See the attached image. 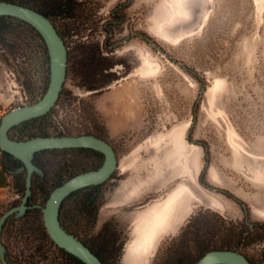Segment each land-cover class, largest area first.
Wrapping results in <instances>:
<instances>
[{
    "label": "rangeland",
    "instance_id": "374dc122",
    "mask_svg": "<svg viewBox=\"0 0 264 264\" xmlns=\"http://www.w3.org/2000/svg\"><path fill=\"white\" fill-rule=\"evenodd\" d=\"M70 1L76 9L70 20L51 19L68 47L62 95L24 137L45 129L106 140L94 103L121 85L134 93L141 120L139 129L110 140L119 167L100 190L95 226L83 224L80 237L106 264H196L203 247L228 248L264 264V0H186L187 11L171 19L166 10L174 0ZM7 22L8 47L0 44V110L6 113L22 106L18 95L28 96L27 105L39 101L50 81L45 43L28 27ZM145 67L151 73L144 75ZM102 159L43 154L42 192ZM25 179L26 173L18 182L22 197ZM173 193L180 196L152 248L135 251L134 216ZM34 194L45 205L38 188ZM197 229L205 238L201 248L193 241ZM28 239L38 240L34 233Z\"/></svg>",
    "mask_w": 264,
    "mask_h": 264
},
{
    "label": "water",
    "instance_id": "95a60500",
    "mask_svg": "<svg viewBox=\"0 0 264 264\" xmlns=\"http://www.w3.org/2000/svg\"><path fill=\"white\" fill-rule=\"evenodd\" d=\"M21 20L33 27L43 38L50 60V81L44 96L36 103L17 107L6 113L0 123V150L22 163L17 173L26 172L25 194L19 206L5 212L0 218V261L9 264L6 247L2 243L3 227L7 219L15 215L23 217L32 208L28 203L33 194V178L37 174L45 177L43 169L35 163V155L46 150L90 149L104 156L102 166L94 171L74 176L57 187L49 196L45 206H35L43 212L46 230L52 241L84 264H103L102 261L75 236L69 234L60 221L63 202L74 192L100 186L108 182L119 167L117 154L106 140L94 135L49 136L25 141L10 137V131L31 120L46 116L57 105L68 73V48L53 22L40 12L16 3L0 2V17ZM154 47L156 44L147 39ZM196 264H253L244 254L233 250H214L206 253Z\"/></svg>",
    "mask_w": 264,
    "mask_h": 264
},
{
    "label": "trees",
    "instance_id": "16d2710c",
    "mask_svg": "<svg viewBox=\"0 0 264 264\" xmlns=\"http://www.w3.org/2000/svg\"><path fill=\"white\" fill-rule=\"evenodd\" d=\"M2 1L16 3L19 5L25 6V7L32 8V9L40 12L41 14L45 15L50 20L52 19V17H56L58 19L63 15L66 16V18L68 20H70L72 18V16H74V14L76 13V9L74 8V5L72 4V2L70 0H61V1H57V2L55 0H0V2H2ZM7 21L17 22L19 24H22V25L28 27L30 30H32L34 33H36L37 36L44 42V40L40 36V34L33 27H31L29 24H27L21 20L15 19V18L3 16V17H0V44L2 43V44H4V46L8 47V45L6 43V38H7L8 34H11L12 24L10 22H7ZM53 24H54V22H53ZM55 27H56L58 33L63 38V34L61 33L60 29L56 25H55ZM66 29H68V25L66 26ZM48 61H49V71H50L49 56H48ZM68 65H69V54H68ZM49 80H50V78H49ZM47 88L48 87H46V89H45V93L47 91ZM61 95H62V93H61ZM48 114L46 116L41 117V118L31 120L29 122H26V123L20 125V126L14 127L13 129H11L10 135L14 131L18 130L19 134L23 138L22 137L17 138V141H25V140L38 138V137L52 136L47 130L40 129L37 132H34L31 130L32 134L28 138L24 137L25 134L27 133V129L30 130L28 128V126H30L33 123H36L38 121H42V120L47 119ZM57 136H65V134L58 133ZM12 139H14V137ZM101 139H103V138H101ZM14 140H16V139H14ZM59 151H63V152H73V151L85 152V151H93V150H90V149L46 150V151L37 153L35 155L34 163L39 168L45 169L43 162L40 160V157L45 153H54V152H59ZM2 153H3L2 164H3V168L5 169V171L14 175L18 179H21L23 177V174L26 173V172L17 173L19 171V169L22 167V163L19 160H16L10 154L4 153V152H2ZM95 153H96L97 158H103L102 154H100L98 152H95ZM100 165H102V164H100ZM98 166H99V164H98ZM93 169L96 170L98 168H93ZM82 172H85V170H83ZM25 183H26V179H25V181L22 182L23 195L25 194ZM33 183H34V180H33ZM103 185L104 184H102L100 186H92V187H88V188L78 190V191L72 193L62 204L61 212H60V221H61L62 225L64 226L63 219L66 220L70 224V226L73 228L72 229L74 232L73 234L76 235L77 237L78 236L80 237L79 233L81 232V230H83V224H86V227L95 226V223L97 220L98 209L100 206V200H101L100 190H101ZM76 195H82V196H84V198H74V196H76ZM49 196H50V194L46 195L45 204H46ZM43 206H45V205H43ZM41 216H42L41 212H38V213L32 212L30 215V217L34 221V225H36V227L39 226L43 229V218H41ZM197 219H198V217H194L193 219L190 220V222L186 226V229L183 232L185 235L190 233V231L194 228V225H195ZM194 236H195V239L193 241L196 242V248H201L200 246L203 243H200V242H202V240H205V238L203 236H201V231L199 229H197L194 233ZM80 241H82V240H80ZM84 244L102 261L103 264H105V262L101 259L100 255H99V254H101L100 251L96 250V248H94V247H92V248L89 247L88 243H84ZM108 248L105 251L107 254L111 253L110 251H108L109 250ZM203 248H204L203 249L204 255L206 253H208L210 251H214V250H231L228 248H221V249H209L207 247H203ZM65 254L70 256L72 259H76L73 255H70L68 253H65ZM78 261H79L78 264H84L82 261H80V260H78Z\"/></svg>",
    "mask_w": 264,
    "mask_h": 264
},
{
    "label": "flooded vegetation",
    "instance_id": "af4514ba",
    "mask_svg": "<svg viewBox=\"0 0 264 264\" xmlns=\"http://www.w3.org/2000/svg\"><path fill=\"white\" fill-rule=\"evenodd\" d=\"M116 15H117V11H114L112 13L113 18H116ZM60 18L62 19L63 22L68 21V19L64 15L61 16ZM105 47H108L109 49L113 48V46H109L107 42L105 43ZM93 151H85V152L73 151V152H79L83 156H85L87 159H90L91 157L93 158L96 156V153H95L96 151H94V152ZM103 162H104V156H103L101 163H99V166H97L96 168L99 169L102 166L100 164H103ZM43 171L45 172V175H46L45 169H43ZM89 171H94V169L92 168V169H86L85 170V172H89ZM85 172H82V171L77 172V173L72 174L68 178H65L61 181H57L55 183V185L52 188H50V191H51L50 193H47V192L43 193L44 191H46V189L44 187L45 186V177L41 178L37 174L34 176V178H33V180H34L33 194H32L31 200L28 203V206L32 207V208L28 209L26 214L21 218H16L15 215L10 216L7 219V221L3 227L2 243L6 247V258H7V261L9 262V264H78V262H79L78 258L75 257L77 260L72 259L70 256L65 254V253H67L66 251L59 248L52 241V239L50 238V236L46 230V227L44 224V219H43V229L41 227H37L36 231H35V229H32V228L36 227V225H34V221L30 217V215L32 212L43 213L41 209L35 207V206H43L42 204H40L39 202H36L34 200V195H35L34 192L37 190V188L39 190V195L42 196L43 198H45L46 195L51 194L57 187L61 186L62 184H64L69 179H71L74 176H77L79 174L85 173ZM19 181H20V179L15 177V184L17 186H18ZM23 197H24V195H23ZM23 197L21 198V201H15L12 204H9L8 208L6 209V212L8 210L14 208V207L19 206L22 202ZM74 198H84V196L76 195V196H74ZM63 222H64V226L62 225V227L69 234L75 236L78 240H82L81 242L87 243L81 237H79V236L77 237L76 235L73 234L74 233L72 230L73 228L70 226V224L66 220L63 219ZM19 232H23V238L20 240V242L17 241L18 239H20V237H18ZM31 233H34L35 236L38 238V240L35 241L36 242L35 245H32L28 239V237L30 236ZM92 239L94 240V237ZM88 246L91 248L93 247L90 243H88ZM38 252H42L43 255L41 257H36L37 260L34 257L31 258L32 254L36 255V254H38ZM99 255H100L101 259L106 264L105 257L102 254H99ZM33 259H35V260H33ZM248 259L253 264H256L250 258H248Z\"/></svg>",
    "mask_w": 264,
    "mask_h": 264
},
{
    "label": "crops",
    "instance_id": "0c3cea01",
    "mask_svg": "<svg viewBox=\"0 0 264 264\" xmlns=\"http://www.w3.org/2000/svg\"><path fill=\"white\" fill-rule=\"evenodd\" d=\"M130 87L123 85L110 89L100 98L95 100V109L103 116L108 138L106 141L114 140L124 133L137 130L141 127L136 106L133 104L134 93ZM134 92V91H133ZM7 111H4L6 113ZM3 153L0 152V218L6 212L9 202L6 197L10 182L15 176L3 168Z\"/></svg>",
    "mask_w": 264,
    "mask_h": 264
},
{
    "label": "bare ground",
    "instance_id": "6f19581e",
    "mask_svg": "<svg viewBox=\"0 0 264 264\" xmlns=\"http://www.w3.org/2000/svg\"><path fill=\"white\" fill-rule=\"evenodd\" d=\"M185 2L186 0H174L171 8L169 7L166 10L170 19L176 11L179 13L187 11ZM151 71L147 67L143 69L144 75L151 73ZM173 146L178 149L181 146V142L178 139H174ZM179 196V193H173L163 204L152 206L146 211L134 216V225L137 234L136 243L133 244L135 251L140 252L144 250L145 252L152 248L151 246H153L161 233V226L168 221L175 201H177Z\"/></svg>",
    "mask_w": 264,
    "mask_h": 264
},
{
    "label": "built area",
    "instance_id": "2783aa9c",
    "mask_svg": "<svg viewBox=\"0 0 264 264\" xmlns=\"http://www.w3.org/2000/svg\"><path fill=\"white\" fill-rule=\"evenodd\" d=\"M17 100L16 101L18 103H20L22 106H27V104H29V99H28V96L26 94H24V96L18 95ZM22 106H19V107H22ZM3 116H4V112H2L0 110V123H1V119ZM10 137H12V138L14 137V139H17V138H20L22 136L19 134V132L15 131V135L13 136V133H12V136L10 135ZM0 152H1V150H0ZM21 197H22V194L20 193V189L15 184V179L13 178V180L10 182L6 199L9 202V204H12L13 202L20 200Z\"/></svg>",
    "mask_w": 264,
    "mask_h": 264
}]
</instances>
